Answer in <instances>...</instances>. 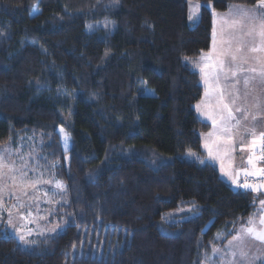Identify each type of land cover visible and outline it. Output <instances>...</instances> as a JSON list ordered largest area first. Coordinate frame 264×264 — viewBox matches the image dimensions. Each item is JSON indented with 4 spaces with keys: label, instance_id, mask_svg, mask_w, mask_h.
<instances>
[{
    "label": "trees",
    "instance_id": "16d2710c",
    "mask_svg": "<svg viewBox=\"0 0 264 264\" xmlns=\"http://www.w3.org/2000/svg\"><path fill=\"white\" fill-rule=\"evenodd\" d=\"M232 3L258 0H0V144L39 139L67 191L38 243L0 225V264H216L264 196L204 160L195 109L188 60Z\"/></svg>",
    "mask_w": 264,
    "mask_h": 264
},
{
    "label": "rangeland",
    "instance_id": "374dc122",
    "mask_svg": "<svg viewBox=\"0 0 264 264\" xmlns=\"http://www.w3.org/2000/svg\"><path fill=\"white\" fill-rule=\"evenodd\" d=\"M190 6H192L190 8ZM199 8L200 4L195 1H189L188 9L189 15L193 16V19L189 22H195L199 17ZM244 10H247V15H242ZM213 28L216 29L217 42H216V50L219 51L221 48H227V44L221 43V29L224 30V40L231 39V45L233 48L237 46V41H244L251 43V38L246 36L245 33L248 31L250 27H252V23L249 21L248 17H256L257 22L261 16H264V9H258L254 6L242 5V4H229L228 8L225 11H213ZM235 21V23H233ZM101 26H106V21L101 23ZM258 43V40H257ZM213 50V37L211 42V47L208 51L201 53L198 57L191 58L188 60L189 65L195 69L200 75V84L203 87L202 97L197 104L200 105V109L196 111L200 116L206 118L212 122V119H209V115L211 114L216 118L217 121V129L213 128L209 132L201 133L202 137V145L206 143L212 148L213 153H217V146L214 141H216V136H208V133L214 132L218 130V126L220 124V120L222 116H226L227 112L222 110V103L228 104L229 107L234 111L235 114L238 113L239 117H242V114L236 112L235 109L237 107L247 109L249 114V120L243 121L241 124V134H238L234 137V149L225 153V148L221 143V147L219 148L218 158L213 160L209 157L208 149L207 156L213 161L218 169L220 170V176H223L224 180H226L229 185L233 186L234 176L236 174H241L245 169L251 170V165L248 164V156L251 154L248 150V147H245L244 150H241V138L247 141L250 139L248 136L244 135L243 129L245 124L248 126L254 125L257 133L260 131H264V90H261L259 86V72L261 68H264V64L249 59L247 64L242 65L243 68H251L255 67L257 69L256 73H251L247 71H241L237 74L236 77L231 75V71L229 68L234 67L231 65L230 58H225V72L219 73L218 82L214 81L212 77H209L208 85L205 84L204 79H202V74L200 72V67H203L207 61H202L201 56L207 55ZM246 52L245 49H242ZM246 55L249 57L252 56H260L264 57V53H250L246 52ZM206 71H210L206 69ZM255 76V79L252 77ZM245 78H249L250 83L245 87L243 81ZM239 80V83H236V80ZM227 83V84H225ZM206 88H209V95H205ZM227 88V90H226ZM249 94L245 96V93ZM221 93H223L222 103H221ZM259 97L261 101V107H255L257 100ZM235 100V103L232 101ZM251 115L256 116V121L251 120ZM65 124L70 125V122L65 120ZM213 124V123H212ZM40 140L36 142L35 137L27 134L26 136H22L18 142H14L9 139L7 142L0 144V154L5 157V162L9 166H15L17 169L22 167L21 158L26 164L27 171V180L26 191L28 196L22 197L25 203L31 205L32 217L30 218L32 222H28L26 228L24 227L25 222L20 221L16 215L17 210H13V225H9L8 221V211L4 210L0 212V225H2L9 234L14 236L17 241L24 247L32 246L38 243L42 238L46 235L53 234L59 229H61L60 219L56 213H59V207L62 204H66L67 202V191L65 187V183L58 177L56 173V163L51 162L50 160L43 158L40 154L39 145ZM9 153H11L9 155ZM192 153V152H189ZM187 154L188 157L193 155ZM257 162L259 164V158L257 155ZM168 157V156H166ZM241 160H246L247 166L242 169L241 166H238V163ZM221 164H223L224 171H221ZM257 167V163H256ZM4 173L8 174V168L3 169ZM228 178V179H226ZM33 182H35L33 187ZM56 182H60L63 185V188H58L56 186ZM0 184H8L9 189L15 192L16 195L20 194V187L12 188V183L10 180L6 178L0 179ZM264 192V191H262ZM260 200H264V197ZM260 200L257 201L254 210L242 218L238 225L236 226L235 233L231 236L224 245L222 246H214L213 247V255L216 257V264H264V244H261L259 241H256L250 237H245L243 250L247 253V256L241 258L239 255L240 243L235 241L233 238L236 236L242 227L247 225V221L249 218H252L256 221L257 225L259 224L260 215H264V208H262L260 204ZM16 203L14 196L9 195V190L6 189L3 192V207L5 209H10L13 204ZM19 211L23 212V209ZM172 213V212H171ZM172 214L164 215L171 216ZM20 229L26 235V239L32 243L24 244L18 240V235L16 229ZM31 229V234L27 235V230ZM124 237V235H123ZM229 241H232V245L229 246ZM214 249L216 251H214ZM233 251L236 252V255L233 256ZM202 264H210L203 262Z\"/></svg>",
    "mask_w": 264,
    "mask_h": 264
},
{
    "label": "snow or ice",
    "instance_id": "6c2138e0",
    "mask_svg": "<svg viewBox=\"0 0 264 264\" xmlns=\"http://www.w3.org/2000/svg\"><path fill=\"white\" fill-rule=\"evenodd\" d=\"M192 6H190L191 8ZM258 9H264V0H258L257 5L254 6ZM215 15V13H213ZM242 15H247V10H244ZM189 19L192 20L193 16L189 15ZM249 21L252 23V27L248 29V31L245 33L246 36L251 38V43L244 42V41H237V46L235 48L231 45V38L229 40H224V30L221 29V43L227 44V48H221L219 51L216 50V42H217V35H216V29L213 28V50L207 54L202 55L201 60L207 61V63L204 64L203 67H200V72L202 74V79H204V82L206 85L209 83V77L211 76L212 79L216 82L219 80V73L225 72V58H230L231 65L234 67L229 68L228 70L231 71V75L233 77H236L237 74L241 71H247L251 73H256L257 69L255 67L251 68H243L242 65L247 64L249 62V59H252L254 61H257L259 63L264 64V57L261 56H252L249 57L246 55V52L250 53H264V16H261L259 18V21L257 22L256 17H248ZM235 23V21L233 22ZM258 40V43H257ZM242 49H245L246 52ZM206 69H209L210 71H206ZM256 77L253 76L252 79H255ZM240 81L237 79L236 83H239ZM245 87L250 83L249 78H245L243 81ZM259 86L261 90H264V68H261L259 72ZM209 88H206L205 95H209ZM249 93L246 92L245 96H247ZM222 97L223 93H221V103H222ZM257 103L255 107L259 108L261 107V101L260 98H256ZM232 103H235V100L232 101ZM197 110L200 109V105H196ZM222 110L227 112V116H222L220 120V124L218 126V130L214 132L208 133V136H216V141L213 143L217 146V153L214 154L212 148L206 143L204 145L205 148L208 149L209 157H211L213 160L218 158V152L219 148L223 145L225 148V153H227L230 150L234 149V139H233V131L239 130V127L241 125L242 120L248 121L249 120V114L247 109L239 108L237 107L235 109L236 112H239L242 114L241 118H237L233 115V110L229 107L228 104L222 103ZM209 115V119H212L214 129H217V121L216 118L211 115ZM256 116L251 115V120L256 121ZM63 131V129H61ZM244 135L248 136L250 139L247 141L243 140V137L241 138V150L243 151L245 147H248L249 152L251 153L248 156V164L251 165V170L245 169L244 174L248 176H264V168H256V150L259 149L260 151V160H264V131H260L257 133L256 128L254 125L248 126L245 124L243 129ZM67 142V137L65 138ZM222 142V145L221 143ZM11 153H9L10 155ZM189 155H193L192 153H189ZM201 163H204V161H201ZM21 164L22 167L17 169L14 165L9 166L5 162V157L0 154V179L6 178L7 180H10L12 183V188L20 187V194L16 195L14 191L9 189L8 184H0V212L7 210L8 211V221L7 223L9 225H13L15 228V225L13 224V210L16 211V215L20 221H24V227L26 228V225L28 222H32L30 219L32 217L31 212V205L25 203V201L22 199V197L28 196V193L26 191V184L25 181L27 180V171L26 164L24 163L23 159L21 158ZM4 168H8V174L6 175L3 171ZM221 171H224L223 164H221ZM233 183H236L235 180H233ZM35 182H33L34 187ZM56 186L58 188H63V185L60 182H56ZM244 189H250L252 192L260 193L264 191V183L259 184H251L245 182L243 185H240ZM8 189L9 195L14 196L16 203L12 205L10 209H5L3 207V192ZM260 204L262 208H264V200H260ZM20 209H23L24 211H19ZM18 235V240L24 244L32 243L26 239V235L21 232L20 229H16ZM31 229L27 230V235L31 234ZM245 237H250L256 241H259L261 244H264V215H260L259 217V224L257 225L256 221L252 218H249L247 221V225L242 227L240 232L234 236V240L238 241L241 245L239 250V255L241 258H244L247 256V253L243 250V244ZM232 241H229V246L232 245ZM214 251H216L214 249ZM233 256L236 255V252L233 251Z\"/></svg>",
    "mask_w": 264,
    "mask_h": 264
},
{
    "label": "crops",
    "instance_id": "0c3cea01",
    "mask_svg": "<svg viewBox=\"0 0 264 264\" xmlns=\"http://www.w3.org/2000/svg\"><path fill=\"white\" fill-rule=\"evenodd\" d=\"M249 6V5H248ZM261 56V55H260ZM225 84H227V83H225ZM226 90H227V88H226ZM202 97V96H201ZM201 99V98H200ZM199 102V101H198ZM197 102V103H198ZM196 103V104H197ZM195 104V105H196ZM196 109V108H195ZM197 112V111H196ZM197 115L199 116V118L202 120V121H204V122H207V123H209V125H210V127H209V129L208 130H206V131H203V132H209L212 128H213V122H211L210 120H208V119H206V118H203L202 116H200L199 114H198V112H197ZM233 115L234 116H236L237 118H240L239 117V115H238V113L237 114H235L234 113V111H233ZM227 116V115H226ZM241 124H242V122H241ZM240 129H241V125H240V127H239V130L237 131V130H234L233 131V138L234 137H236L238 134H241V131H240ZM202 132V133H203ZM201 145H202V137H201ZM202 149H203V152H204V160H206V161H208V162H210V163H212V164H214L216 167H217V165L213 162V161H211L209 158H208V156H207V150H206V148L204 147V145H202ZM191 158H196V156L195 155H193V156H191ZM256 163H257V167L256 168H259V164H258V162L256 161ZM238 166H241L242 167V169H244L246 166H247V163H246V160H241L239 163H238ZM217 169H218V167H217ZM218 172H219V175H221L220 174V170L218 169ZM242 174H244V171L241 173V174H236L235 176H234V180L236 181L238 178H239V176L240 175H242ZM223 180H224V178H223V176H220ZM226 179H228V178H226ZM226 183H228L226 180H224ZM229 184V183H228ZM235 184L236 183H234V184H232L233 186H235ZM264 197V196H263ZM262 197V198H263Z\"/></svg>",
    "mask_w": 264,
    "mask_h": 264
},
{
    "label": "built area",
    "instance_id": "2783aa9c",
    "mask_svg": "<svg viewBox=\"0 0 264 264\" xmlns=\"http://www.w3.org/2000/svg\"><path fill=\"white\" fill-rule=\"evenodd\" d=\"M257 155H258V158H259L260 157L259 149H257ZM259 168H264V160H260L259 159ZM245 182L251 183V184L264 183V176H260V175L248 176V175L242 174L236 180V187L243 188L240 185H243Z\"/></svg>",
    "mask_w": 264,
    "mask_h": 264
},
{
    "label": "water",
    "instance_id": "95a60500",
    "mask_svg": "<svg viewBox=\"0 0 264 264\" xmlns=\"http://www.w3.org/2000/svg\"><path fill=\"white\" fill-rule=\"evenodd\" d=\"M231 187L234 188V189L236 188V187H234V186H231Z\"/></svg>",
    "mask_w": 264,
    "mask_h": 264
}]
</instances>
